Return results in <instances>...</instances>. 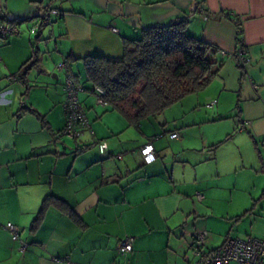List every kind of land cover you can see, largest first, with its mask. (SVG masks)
Listing matches in <instances>:
<instances>
[{"label":"crops","instance_id":"obj_1","mask_svg":"<svg viewBox=\"0 0 264 264\" xmlns=\"http://www.w3.org/2000/svg\"><path fill=\"white\" fill-rule=\"evenodd\" d=\"M53 1L0 0V23L25 20L20 35L0 38V264H193L185 257L196 232H206L210 250L227 238L264 239V0H121L123 18L108 7L87 15ZM49 5L64 15L31 34L30 17ZM131 16L134 22L126 20ZM185 16L188 33L218 49L234 51L242 38L244 68L224 59L217 77L196 94L204 100L196 111L198 102H184L188 95L166 109L172 115L130 125L98 104L83 58L120 56L123 40L140 34L139 24ZM62 60L91 126L80 138L60 134L65 70L55 66ZM188 111L196 114L192 123ZM195 122L197 130L188 132ZM162 136L174 148H163ZM97 140L107 143V154ZM147 142L155 154L148 164L140 153ZM170 155L175 163L169 165ZM48 196L73 214L49 203L36 221ZM8 224L18 227L25 250ZM127 236L133 248L122 254L118 243Z\"/></svg>","mask_w":264,"mask_h":264},{"label":"trees","instance_id":"obj_2","mask_svg":"<svg viewBox=\"0 0 264 264\" xmlns=\"http://www.w3.org/2000/svg\"><path fill=\"white\" fill-rule=\"evenodd\" d=\"M188 18L141 27L138 36L123 40L120 56L91 54L83 58L86 80L104 88L107 107L120 113L128 124L137 125L147 117L160 115L186 96L205 90L228 58L221 56V49L189 34ZM35 113L44 122L42 115ZM237 129L242 130L243 124ZM49 203L73 214L62 200L48 196L36 221Z\"/></svg>","mask_w":264,"mask_h":264},{"label":"built area","instance_id":"obj_3","mask_svg":"<svg viewBox=\"0 0 264 264\" xmlns=\"http://www.w3.org/2000/svg\"><path fill=\"white\" fill-rule=\"evenodd\" d=\"M197 12L204 20L208 19V13L204 6L197 7ZM64 15V12L54 6H47L44 9L37 10V12L30 17L31 25L29 32L33 35L39 33L42 27L52 26L55 19ZM0 18L5 16L0 12ZM232 22L236 26L238 34L242 32L240 22L232 17ZM23 21V20H22ZM25 21V20H24ZM27 22V21H26ZM17 22H1L0 23V38L20 35L22 30ZM115 32L118 28L112 26ZM52 34V33H51ZM243 39L240 38L238 46L234 51L219 50L221 56L236 59L240 64L246 65L248 58L246 50L243 47ZM58 70H65L63 92L64 101L62 107L65 114V125L60 131V134L69 136L71 138H80L86 131L91 132L90 122L86 116L85 108L78 97L79 87L76 84L71 71L68 69L66 61L62 60L55 66ZM11 80H17L16 76H10ZM92 92L96 96L98 104L107 106L105 101V90L99 85H92ZM215 100H212L207 105H213ZM247 121L246 123H249ZM241 129V128H240ZM171 138L177 137L176 132L170 134ZM97 146L102 155L107 154V143L103 140H97ZM144 163L148 164L155 159L154 148L151 142L145 143L140 147ZM121 158V154L117 155ZM198 199L203 197L201 192H197ZM6 229L12 235V238L20 243V249L23 251L27 247V243L20 238V232L16 225L8 224ZM206 232H196L190 239V252L185 259L193 264H264V239L247 236L244 238H227L220 247L215 249H207L205 247ZM133 248V237L127 236L121 239L118 243V251L125 254ZM67 257L55 258L57 262L67 260Z\"/></svg>","mask_w":264,"mask_h":264},{"label":"rangeland","instance_id":"obj_4","mask_svg":"<svg viewBox=\"0 0 264 264\" xmlns=\"http://www.w3.org/2000/svg\"><path fill=\"white\" fill-rule=\"evenodd\" d=\"M52 3H53L54 6H57V7H60V8H65V9H71L72 8V9H74L76 11L84 12L87 15L89 14L90 9H93V10L95 9L97 11L99 9H104V8L108 7L111 11H114L115 14L116 13H120L121 17L119 16V18H123V14L121 13V7H122L121 0H54ZM128 19L131 20V22L132 21L134 22L136 20V18L133 17V16L126 18V20H128ZM138 24H139V21H138ZM139 25H140V27H145L144 25H141V24H139ZM227 59H231V58H227ZM48 75L51 78V74H48ZM53 81H54V79H53ZM83 85L87 86L88 84L86 83V81H84ZM202 92H204V90L199 92V93H197V94H202ZM184 102H198L199 106L194 107V111H196L198 107L204 108V105L202 103V102H204L202 95H200L198 97H197L196 94L190 95L186 99H184ZM194 111H188L186 113V119L189 120L190 123H192L191 121H193L194 116H196ZM203 111H209V110H203ZM164 114H166L167 116L172 115V113H169V111H167V110H165L164 113L163 114L161 113L160 115L163 116ZM195 123L196 124L188 125V129H187L188 132L193 133L194 131L197 130L198 122H195ZM167 129H169V128H167ZM180 129L181 128H179V130ZM164 136H162L160 138L162 140V142H163V148H168V149L174 148V145L169 143L168 139L166 137H164ZM176 146H179V145L177 144ZM182 154H183V152H182ZM177 156H181V155L177 154ZM171 158L172 157L170 155V158L168 160H166V162L169 165L172 164V163H175V162L171 163V160H172ZM175 159H178V158H175ZM175 168H176V172H180V170L182 168V164L181 163H176ZM185 177L188 178L189 175L185 174Z\"/></svg>","mask_w":264,"mask_h":264},{"label":"water","instance_id":"obj_5","mask_svg":"<svg viewBox=\"0 0 264 264\" xmlns=\"http://www.w3.org/2000/svg\"><path fill=\"white\" fill-rule=\"evenodd\" d=\"M18 17H16V16H11L9 19L10 20H14V19H17Z\"/></svg>","mask_w":264,"mask_h":264}]
</instances>
